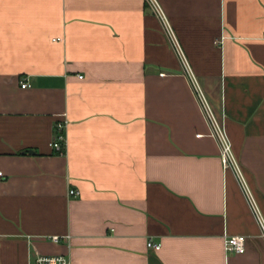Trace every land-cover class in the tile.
<instances>
[{
	"label": "crops",
	"instance_id": "obj_1",
	"mask_svg": "<svg viewBox=\"0 0 264 264\" xmlns=\"http://www.w3.org/2000/svg\"><path fill=\"white\" fill-rule=\"evenodd\" d=\"M158 2L245 182L149 0H0V264H264V0Z\"/></svg>",
	"mask_w": 264,
	"mask_h": 264
},
{
	"label": "built area",
	"instance_id": "obj_2",
	"mask_svg": "<svg viewBox=\"0 0 264 264\" xmlns=\"http://www.w3.org/2000/svg\"><path fill=\"white\" fill-rule=\"evenodd\" d=\"M149 2L153 5V7L156 9L158 15L161 17L162 22L168 32V35L170 37V40L176 49V51L179 53L184 65L185 69L188 72V74L191 76L194 85L196 86L198 95L200 97V102L202 104V107L204 111L206 112L208 119L211 121L212 128H213V134L218 138V140L221 143L222 146V159L224 162L225 168H233L240 179L244 181V176L241 170V167L237 161V158L233 152L232 148V142L230 140V137L221 123L218 116L215 114L213 107L211 103L207 100L205 97L203 91L199 87L198 81L193 74V71L191 70L189 61L186 58V55L184 53V50L182 48V45L180 44V41L178 40V37L175 33V30L173 26L170 24V22L167 19L166 14L164 13L163 9L161 8L158 0H149ZM83 78V76H80ZM31 83L28 80L22 81V87L27 88L31 87ZM66 121H60L56 124V135L52 140V147L59 153H64L67 149V143H66V137L64 135V128H65ZM1 174V172H0ZM245 182V181H244ZM71 195L79 194V191H76L74 189L70 190ZM253 196V195H252ZM264 230V228H263ZM48 239H50L54 243H61L64 240H70V235H53L49 236ZM148 246L152 247L156 250L161 249L162 244L161 243H154L153 241L148 242ZM225 247L226 251L228 253H237L242 254L246 252L247 249V236L246 235H225ZM30 264H73L72 259L69 256L63 255V254H40L37 253L34 257H32Z\"/></svg>",
	"mask_w": 264,
	"mask_h": 264
}]
</instances>
